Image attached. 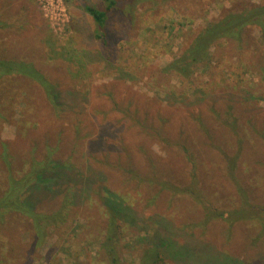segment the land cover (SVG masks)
Listing matches in <instances>:
<instances>
[{"label": "rangeland", "instance_id": "obj_1", "mask_svg": "<svg viewBox=\"0 0 264 264\" xmlns=\"http://www.w3.org/2000/svg\"><path fill=\"white\" fill-rule=\"evenodd\" d=\"M263 2L116 0L104 43L84 6L105 0H63L67 21L56 31L36 0H0V59L31 63L52 96L32 77L0 75V190L7 170L17 178L38 161L45 174L30 183L25 201L51 213L70 193L65 220L48 225L37 247L30 216H0V264H108L100 247L108 197L121 201V264H139L151 243L165 246L164 264H264L257 222L218 217L190 227L203 208L170 187L195 180L205 204L229 210L239 206L242 184L264 205L259 26L247 28L246 43L211 45L208 61L189 76L166 69L196 29L227 8ZM227 106L242 123L237 134L225 126ZM239 136L232 177L225 165Z\"/></svg>", "mask_w": 264, "mask_h": 264}, {"label": "trees", "instance_id": "obj_2", "mask_svg": "<svg viewBox=\"0 0 264 264\" xmlns=\"http://www.w3.org/2000/svg\"><path fill=\"white\" fill-rule=\"evenodd\" d=\"M106 4L104 7L85 5L84 9L88 14L91 15L94 22L97 24L96 34L99 37H102V41L105 43V31L103 29L104 23L107 20L109 13L112 11L116 0H105ZM250 25L259 26L262 34V50L260 54V70L262 79L264 80V2L259 4H244L239 8H227L225 9L221 16L217 19L207 22L204 26L196 29L193 33L190 34L187 39V43L181 50V53L178 57L173 59L166 67L167 70L173 69L176 73H179L183 76H189L193 72V68L198 64H203L209 59V48L211 45L218 41H234L236 43H246L247 41V28ZM21 62L20 65L17 63ZM13 61L0 59V75L18 72L29 77L36 79L44 86L48 96L52 98L49 82L44 78L43 74L39 72L35 67L24 61ZM13 64V65H12ZM234 107L227 106L224 109V114L227 116V121L225 126L229 128L232 134H237L240 130V119L235 115L233 111ZM218 114V113H217ZM216 114V115H217ZM249 124V123H245ZM261 133L264 134V124L262 125ZM200 127L205 130V126L200 124ZM208 128V127H207ZM252 129V128H250ZM255 130V129H254ZM252 131V130H251ZM237 154L234 157L227 159L226 163V172L228 171L229 176L233 177V170L237 166L238 153L242 149L243 138H237ZM3 148L5 143L1 142ZM48 161L46 160V163ZM42 162H35L32 164L30 169L21 175L20 177H13L11 173L6 171L5 185L0 190V216L7 212H19L24 215L30 216L32 218L35 238L33 245L37 247L42 239L45 236V230L48 225L65 220L67 211L70 208V193L67 191L65 198L62 202V205L51 213H45L36 211L33 206L28 204L24 199L25 191L30 187V183L37 178H41V175L45 174L44 166ZM38 164V165H37ZM40 164V165H39ZM34 166V167H33ZM148 183L153 181L148 179ZM192 186L181 188H175L170 186L167 182H160L161 189L170 186L173 190L190 192L193 199L202 206L204 217L199 222H191V226L198 225L201 228H204L207 222L212 218H221L229 225L237 221H254L258 224V230L256 231L257 238L261 237L264 234V205L259 202H255L250 197V190L248 187L238 184V194L240 204L236 208L229 210H218L212 208L211 206L205 204L204 198L199 190H197V184L195 180H192ZM155 198V196H154ZM104 202L108 212V227L106 233L103 236L101 242V250L107 256L108 264H121L118 255L119 249V238H120V226L118 225L119 217L118 213L121 209V201L115 202L111 198H106ZM152 201V200H151ZM188 226V227H189ZM186 227V226H185ZM162 244V243H161ZM165 246L151 243L148 245H143L139 254V264H164V260L168 257V251L164 249ZM83 264V263H77Z\"/></svg>", "mask_w": 264, "mask_h": 264}, {"label": "built area", "instance_id": "obj_3", "mask_svg": "<svg viewBox=\"0 0 264 264\" xmlns=\"http://www.w3.org/2000/svg\"><path fill=\"white\" fill-rule=\"evenodd\" d=\"M36 2L52 29L62 30L67 21L63 0H36Z\"/></svg>", "mask_w": 264, "mask_h": 264}, {"label": "crops", "instance_id": "obj_4", "mask_svg": "<svg viewBox=\"0 0 264 264\" xmlns=\"http://www.w3.org/2000/svg\"><path fill=\"white\" fill-rule=\"evenodd\" d=\"M104 1V0H103ZM86 5H91V4H86ZM105 5V4H104ZM104 5H103V7H104ZM92 6H94V5H92ZM101 7V6H100ZM85 12H86V15L88 16V19L89 20H91L92 21V24L94 25V27L91 25V23H89L90 24V26L92 27V30L94 31V34L96 35V34H100V33H95L96 32V29H97V24L94 22V20H93V18L91 17V15L90 14H88L87 13V11L85 10ZM105 27H106V21H105V23H104V27H103V29H104V31H105ZM74 30L76 31V33H78V30H79V26H78V22L77 23H74ZM105 36H106V34H105ZM96 37H99V36H97L96 35Z\"/></svg>", "mask_w": 264, "mask_h": 264}]
</instances>
